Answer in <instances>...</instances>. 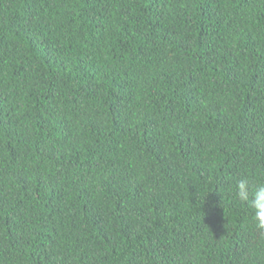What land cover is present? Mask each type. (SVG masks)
<instances>
[{"label": "trees", "instance_id": "trees-1", "mask_svg": "<svg viewBox=\"0 0 264 264\" xmlns=\"http://www.w3.org/2000/svg\"><path fill=\"white\" fill-rule=\"evenodd\" d=\"M264 0H0V264H264Z\"/></svg>", "mask_w": 264, "mask_h": 264}, {"label": "clouds", "instance_id": "clouds-1", "mask_svg": "<svg viewBox=\"0 0 264 264\" xmlns=\"http://www.w3.org/2000/svg\"><path fill=\"white\" fill-rule=\"evenodd\" d=\"M234 195L252 210L255 228L264 233V182L253 186L248 179H240L235 185Z\"/></svg>", "mask_w": 264, "mask_h": 264}]
</instances>
